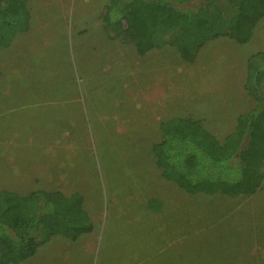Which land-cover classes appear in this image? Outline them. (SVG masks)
Here are the masks:
<instances>
[{"label":"rangeland","instance_id":"obj_1","mask_svg":"<svg viewBox=\"0 0 264 264\" xmlns=\"http://www.w3.org/2000/svg\"><path fill=\"white\" fill-rule=\"evenodd\" d=\"M107 1L27 0L26 29L0 48V190L80 192L93 226L17 264H264V177L249 195L188 194L150 151L161 120L199 118L221 139L255 104L243 83L264 15L244 44L216 23L184 61L182 28L138 55L102 26ZM200 1L187 7L211 11Z\"/></svg>","mask_w":264,"mask_h":264},{"label":"trees","instance_id":"obj_2","mask_svg":"<svg viewBox=\"0 0 264 264\" xmlns=\"http://www.w3.org/2000/svg\"><path fill=\"white\" fill-rule=\"evenodd\" d=\"M193 1L108 0L99 19L105 29L111 25L133 42L138 55L156 46L158 33L182 28L177 50L184 61H192L216 23L223 24L224 35L244 44L264 15V0H201V6L212 1L208 12L187 7ZM26 2L0 0V48L7 46V32L26 29ZM243 88L255 104L236 117L234 128L221 139L191 116L159 122L160 136L150 151L165 180L188 194L236 197L257 191L264 177V51L250 57ZM92 229L80 192L0 190V264L32 257L51 236L75 239Z\"/></svg>","mask_w":264,"mask_h":264},{"label":"crops","instance_id":"obj_3","mask_svg":"<svg viewBox=\"0 0 264 264\" xmlns=\"http://www.w3.org/2000/svg\"><path fill=\"white\" fill-rule=\"evenodd\" d=\"M247 110H245L244 112H246ZM243 112V113H244ZM177 116H181V117H189L188 115L187 116H182V115H177ZM175 117V116H174ZM236 117L237 116H235V118H234V120H233V125H232V127H231V129H229V131H231L233 128H234V125H235V121H236ZM196 119V118H195ZM197 119H199V118H197ZM201 120V122L202 123H204V121L202 120V119H200ZM161 121H163V120H161ZM159 124V123H158ZM203 127L204 128H206V129H210V128H212V127H209V126H206V125H203Z\"/></svg>","mask_w":264,"mask_h":264}]
</instances>
